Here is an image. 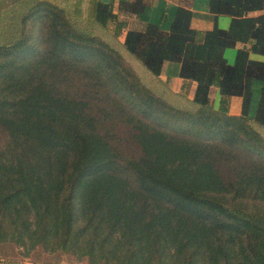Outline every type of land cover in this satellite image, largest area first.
<instances>
[{
  "label": "trees",
  "instance_id": "16d2710c",
  "mask_svg": "<svg viewBox=\"0 0 264 264\" xmlns=\"http://www.w3.org/2000/svg\"><path fill=\"white\" fill-rule=\"evenodd\" d=\"M113 1L87 0L84 18L73 1L81 23L58 1L14 0L0 24V243L87 264H264V60L249 55H264V0H209L230 23L201 40L187 7L168 30L127 28ZM166 60L181 79L168 101Z\"/></svg>",
  "mask_w": 264,
  "mask_h": 264
},
{
  "label": "crops",
  "instance_id": "0c3cea01",
  "mask_svg": "<svg viewBox=\"0 0 264 264\" xmlns=\"http://www.w3.org/2000/svg\"><path fill=\"white\" fill-rule=\"evenodd\" d=\"M145 6L142 10L138 12H127L120 10L118 8V0H114V11L118 12L119 18H123L127 22L128 27L134 28H143L145 23L148 21L155 22L159 26L168 30L177 10L178 6H184L192 11V16L190 24L192 28L196 31V38L201 40L203 34L206 30L213 27L214 24H217L219 27L226 28L230 23V16L226 14H219L214 18V15L209 11V0H145ZM262 10H257L251 12V14L260 13ZM250 41L246 45H250ZM243 42H238L235 46H228L224 48L223 55L229 63H233L236 58V52L238 47L242 46ZM250 57L254 59L264 60L263 54H258L250 52ZM179 62L166 60L163 62L162 70L159 74L160 79L168 83V89L172 91H177L180 89L181 79L178 75L179 72ZM167 73V74H164ZM261 82L255 80L253 82V98L249 107V112H253L257 102L258 91ZM194 89V83H191L189 90ZM212 96L214 102L219 101V91L218 86L214 85L212 88ZM215 105V103H214ZM216 106V105H215ZM241 109V97L238 95H233L229 101V112L230 113H239ZM2 264H10V262L3 260ZM17 264H42L38 263L32 259H25L23 262ZM55 264H64L63 262H57Z\"/></svg>",
  "mask_w": 264,
  "mask_h": 264
},
{
  "label": "rangeland",
  "instance_id": "374dc122",
  "mask_svg": "<svg viewBox=\"0 0 264 264\" xmlns=\"http://www.w3.org/2000/svg\"><path fill=\"white\" fill-rule=\"evenodd\" d=\"M58 1L64 5H66V7H68L69 9V14L71 15V17L73 18L74 22L76 21H81V23H85V20L83 19L86 13V6H87V0H82L81 3V8H82V16L83 17L82 20H80V18H75L74 16V10L72 9L73 5V1L75 0H55ZM14 9L17 11H20L21 8L19 7V5H16V3H14V0H0V24H4V26L9 23L10 19L12 16H14ZM76 19V20H75ZM93 30L100 35L103 38L109 39V41H112V35H110L111 33L109 31H107L106 29H104L103 27L99 26L98 24H96L93 27ZM122 36H120L121 38ZM115 44V42H114ZM116 46L118 48L122 47L116 43ZM129 55V52H126ZM126 58L127 57V54ZM131 57H133L131 54L129 55ZM137 62L139 63V68L142 69L145 73L148 72L147 69L144 67L143 64H141L138 60ZM167 74V73H164ZM168 87V83L166 84ZM166 85H164L165 89H157L159 91H156L157 93L159 92L161 94V96L166 99L168 101V88L166 87ZM189 90V89H187ZM185 99H181V102L184 101ZM179 101V100H178ZM215 105L217 106V102H214ZM5 251V253L8 254V256H11L10 258H7V261L11 262L10 260H12L13 258H20L19 262H23L25 259H32L37 261L38 263H42V264H46V263H50V264H55V263H59V262H63L64 264H87V260L86 258L83 259H78L74 254L69 253V252H51L48 250H45L41 245H36L31 252L28 254V256H21V246L19 245H15V246H9V245H2L0 243V252ZM2 254V253H1ZM6 260V259H5ZM57 261V262H56Z\"/></svg>",
  "mask_w": 264,
  "mask_h": 264
}]
</instances>
